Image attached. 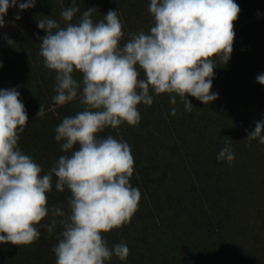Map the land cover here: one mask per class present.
Instances as JSON below:
<instances>
[{"label": "trees", "instance_id": "trees-1", "mask_svg": "<svg viewBox=\"0 0 264 264\" xmlns=\"http://www.w3.org/2000/svg\"><path fill=\"white\" fill-rule=\"evenodd\" d=\"M23 2V0H20ZM240 7L234 23L233 52L227 64L214 70L212 92L218 99L208 105L194 97L191 112L185 111L177 97L156 96L153 104H140L138 126L126 123L118 130L106 128L99 135L126 141L134 157L135 171L130 183L141 192L138 211L130 222L103 236L111 248L125 243L130 252L126 261L113 257L106 264H264V145L245 139L255 122L264 120V85L257 82L264 73V0H235ZM80 11L94 7V17L103 19L117 10L124 25L125 43L129 33L149 32L154 26L148 11L150 0H76ZM72 0H37L31 9L21 11L19 31L0 34V89L16 88L25 105L28 124L18 142L46 174L61 155L55 129L66 116L82 111L79 97L57 106L55 72L44 66L39 56L45 32L37 21L55 19L65 25L60 13ZM15 43L10 46L5 39ZM82 82V75L74 73ZM143 78V73H141ZM82 87V83H81ZM40 104L43 117H37ZM176 108V115L171 114ZM228 142L235 159H216ZM47 193L48 207H60L69 214L70 191L55 189ZM37 225L40 238L30 246L0 244V264H55L53 247L62 230L59 225L49 236Z\"/></svg>", "mask_w": 264, "mask_h": 264}, {"label": "clouds", "instance_id": "clouds-1", "mask_svg": "<svg viewBox=\"0 0 264 264\" xmlns=\"http://www.w3.org/2000/svg\"><path fill=\"white\" fill-rule=\"evenodd\" d=\"M36 2L0 0V28L10 8L24 11ZM79 11L72 0V6L60 13L64 26L47 17L37 21L45 32L39 37L38 54L55 72L54 103L64 106L79 97L84 106L56 127L55 140L62 142L66 154L46 174L18 145L28 124L20 92L0 89V244H34L41 235L37 225L51 215L50 223L43 225L49 236L57 225L62 229L52 249L55 264H106L113 257L127 260L128 246L110 248L103 234L130 222L141 192L130 183L135 168L129 144L99 134L125 123L138 126V106L150 107L153 93L169 94L172 105L178 97L187 112L193 107L189 96L205 105L218 99L211 91L214 70L231 58L240 7L235 0H150L154 26L147 33H129L123 44L124 25L117 10L97 20L95 8L89 7L73 23ZM5 39L10 46L15 43ZM75 72L82 82L74 78ZM256 80L264 85V73ZM171 114L176 115L175 107ZM43 115L40 104L37 117ZM245 139L247 146L253 140L264 145V120L255 122ZM216 159L229 165L234 161L228 142ZM53 177L57 191H70L68 215L60 207H48Z\"/></svg>", "mask_w": 264, "mask_h": 264}, {"label": "rangeland", "instance_id": "rangeland-1", "mask_svg": "<svg viewBox=\"0 0 264 264\" xmlns=\"http://www.w3.org/2000/svg\"><path fill=\"white\" fill-rule=\"evenodd\" d=\"M20 2V0H18ZM19 15L21 18L19 20H16L15 17ZM255 16L257 18H261L264 16V11L259 9L255 11ZM6 21V25L2 28H0V34L3 33L6 30L11 31H19L23 26V19H22V13L19 10L18 6L14 8H10L7 12V15L4 17Z\"/></svg>", "mask_w": 264, "mask_h": 264}]
</instances>
